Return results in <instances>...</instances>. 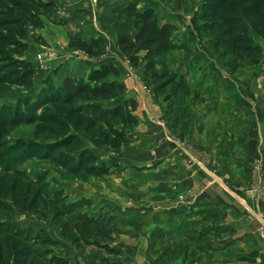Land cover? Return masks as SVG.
I'll return each mask as SVG.
<instances>
[{"label":"rangeland","instance_id":"1","mask_svg":"<svg viewBox=\"0 0 264 264\" xmlns=\"http://www.w3.org/2000/svg\"><path fill=\"white\" fill-rule=\"evenodd\" d=\"M83 1L90 2L91 0ZM104 2L103 0L101 4L109 5ZM122 3L123 7L121 9L128 5L135 6L137 9H142L145 6L146 8H149L147 6L153 7L162 22L174 25L176 31L173 34V39L177 49L165 56L168 67L171 66L173 70L177 71H184L185 67L186 70L192 72L195 68L193 55L206 49L224 67L223 61L218 59L209 48L208 38L202 36L199 30L200 24L198 25L197 15L201 5L200 0H133L132 3H126V1H122ZM43 22L44 26L54 29L44 19ZM101 22L104 25L111 24V21L107 22L104 19ZM27 34L28 50L21 59L27 61L30 68L34 70L32 88L25 91V89L14 88L12 85L0 80V203L11 206L12 209L10 218L8 212L0 209V224L14 225L15 229L23 232L24 235L29 232L32 237L38 235L40 231H44L61 243L62 250H55L56 254L61 253L62 256H65L67 249H71V251L77 253L76 257L81 259L82 264H91V262L104 264L101 259H107L114 264L126 263L127 261L141 264L145 257L150 259V264H186L187 262L188 264H197L201 258L200 252L194 246L188 244L187 238L175 235L167 237L151 235L149 237V232L147 237L140 240L141 243L136 246L138 248H134L133 243L135 241L120 237L123 233L119 235L117 230L115 231L117 227L115 220L117 219V203H120L121 207L122 205L130 204L127 210L138 208L141 213H149V210L152 213L157 211L156 208L159 207L160 200H163L161 199L160 189L164 186L160 185V183L167 179L166 176L161 175L160 159L161 156L164 157V154L160 150L170 151V154H173L175 153V147L178 146L183 151H186L189 156L193 152L204 162H207L208 154L206 152L197 153L193 150L196 146L191 144L192 130H190L191 128L188 129L189 120L186 117H184V121L181 120V115L190 116L191 108L197 114L203 99H195L196 96L191 92L186 80L188 89L183 92L184 94H178L169 107L162 99L155 98L152 86L147 84L144 78L145 90L154 96V103L161 109V116L158 122L162 128L148 126L146 122L144 123L139 118L136 104L135 111L131 112L132 117L136 119L135 124L125 125L120 120L110 121L108 123L109 126L98 123L90 132H72L82 142L79 148L72 151H64L63 149H50V151L46 145L54 144L61 139L59 128L50 120L49 112H44V109L48 111L51 107L46 105L40 108L36 112V117L38 118L34 122L29 121L30 119L14 122L16 116L13 117V112L8 108L18 105L24 98L36 102L38 100L37 97L41 93V96L44 95L47 91L46 86L50 85L57 89L65 79L61 80V83L57 85L58 80L54 78L56 71H51L47 61L42 62L44 55H46V48L43 47L39 51L35 50L34 47L35 44H40L39 42H41L42 38L30 27H27ZM35 37L40 38L39 42L35 41ZM258 44L264 52V43L258 41ZM48 48L52 47L49 46ZM68 48L72 51L77 50L81 52V56L89 57V59H94V61L102 60H100L102 52L100 51L96 55V48L86 52L68 46L65 51ZM58 49L60 50L56 54L60 56L63 49ZM71 55L75 56L72 53ZM38 56H42L40 60L37 59ZM239 71L234 78L245 89L248 102L251 105L258 102L261 103L262 99L257 95V92L260 91L263 82L261 79H256L255 69L245 67ZM3 73L4 68L0 64V77ZM73 78L86 80L87 76L84 78L76 75ZM109 79H112V77ZM147 92L145 95H148ZM124 95L111 101L102 102L101 105L109 108L117 104L125 105L133 100H124ZM185 103L187 104L186 106L184 105ZM181 108L186 110L182 111ZM50 111L53 113V110ZM23 117L25 118L24 115ZM154 118L158 119V117ZM145 124L146 126H144ZM189 131L190 135L188 134ZM115 133L121 134L125 142L122 140V142L119 141L117 143L118 140L115 138ZM82 151L89 153V156L95 161L93 164L85 165L81 170L72 172L70 169L75 167V163L67 162L68 165H66V160L67 158H73L76 161ZM92 165L96 169L105 171V173L94 175L91 171ZM130 172L131 174L129 175ZM219 181L220 179H218V183L221 184V187L226 189V186L224 187ZM248 183L243 185V188L246 189ZM30 184L34 192L39 190L42 197L46 199H54L56 197L62 203L77 206L74 214L66 218V220L70 221L71 226L79 223L74 219L78 217L77 215H85L86 218H97L98 216L111 218L109 225L103 221L101 222L104 228L109 230V238L106 240L99 238L98 240L106 242L119 255H108L94 246L83 248L81 245L82 251H77L70 240L60 235V229L51 224L50 215L44 219L41 212H23L20 207L15 206V199L21 196V192L24 194ZM136 186H140V188L132 189ZM249 195L254 197L251 193ZM128 199L134 203L138 199L140 201L143 199L150 200L152 206H145L143 203L131 204ZM125 209L123 207V210ZM39 210H43L42 204ZM127 225L130 226L127 221L122 222L124 229H126ZM77 226L81 227L82 225L77 224ZM131 226H133V223H131ZM140 230L144 229L141 228ZM150 245L152 246V252L149 256L146 250L149 247L151 251ZM35 249L42 251L40 246H36ZM48 259V256L45 257L46 261Z\"/></svg>","mask_w":264,"mask_h":264},{"label":"crops","instance_id":"2","mask_svg":"<svg viewBox=\"0 0 264 264\" xmlns=\"http://www.w3.org/2000/svg\"><path fill=\"white\" fill-rule=\"evenodd\" d=\"M54 1L56 8L44 18L54 29L45 25L35 31L42 40L34 47L39 51L46 48L42 62L47 61L51 71H56L54 78L58 80L57 85L66 77L77 75L85 78L92 69L111 62L119 71L115 80L125 87L124 100L133 99L139 118L148 126L160 128L161 109L154 103V96L145 90L142 70L131 67L115 47L117 34L133 35L135 32L133 18L117 17L123 7L122 1L132 3L133 0H104L109 5H102L103 0ZM103 19L111 21V24L104 25L101 22ZM73 36L86 42L103 40L102 60L94 61L69 48L65 51L69 38ZM208 46L211 49L210 43ZM58 48L63 49L60 56L56 54L60 50ZM202 51L193 55L195 68L192 72L185 67L184 71L173 70L171 66L169 69L185 75L195 99H203L197 114L191 108L190 116L181 115V120L184 121V117L189 120L191 144L196 146V150H193L206 152L208 160L204 162L193 152L189 156L178 146L173 154L160 150L164 154L160 159L161 175L167 179L160 183L164 186L160 189L163 200H160L157 211L141 213L138 208L127 210L130 204L121 207L117 203L115 231L119 235L123 233L120 237L135 241L134 248H138L136 246L141 243L140 240L147 237L149 232V237L175 235L187 238L188 244L200 252L201 258L197 264H259L256 258L264 250V239L258 235L259 223L253 212L255 208L264 209V199L258 200L249 194L235 197L221 187L218 179L227 176L229 183L243 187L249 181L252 162L261 159L264 163V52L262 63L254 67L256 79L263 82L257 92L262 101L251 105L245 89L234 78L237 72L230 74L207 49ZM146 92L148 95H145ZM139 188L136 186L132 189ZM128 201L152 206V202L146 199H138L136 203ZM123 207L126 209L123 210ZM246 208L251 210L247 211ZM126 221L130 226L124 229L122 222ZM147 248L150 256L152 246L151 251ZM76 256L75 251L67 249L64 258L69 264H82ZM127 263L134 264L129 261L119 264ZM141 264H150V259L145 257Z\"/></svg>","mask_w":264,"mask_h":264},{"label":"trees","instance_id":"3","mask_svg":"<svg viewBox=\"0 0 264 264\" xmlns=\"http://www.w3.org/2000/svg\"><path fill=\"white\" fill-rule=\"evenodd\" d=\"M200 2L197 15L199 30L202 36L208 38L213 54L223 61L230 74L234 75L245 67L259 66L263 51L258 41L264 43V0ZM55 8L54 0H0V64L4 68L0 80L17 89L27 91L32 88L34 70L21 59L28 50L27 27L33 31L42 29L43 19ZM118 17L133 18L135 32L133 35L117 34L116 49L131 67L142 70L146 83L153 88L155 98L162 99L170 107L173 99L188 89L185 75L171 71L165 61V56L177 49L173 39L176 31L174 25L162 22L152 8L137 9L128 5L121 9ZM39 40L35 37L36 42ZM103 44L101 39L86 42L73 36L69 38L68 46L86 52L96 48L98 55L100 51L103 54ZM118 76L119 71L113 63H103L97 69H92L86 80L67 77L57 89L46 86L47 91L42 96L41 93L36 102L24 98L18 105L8 108L13 112V117L16 116L14 122L25 119L34 122L38 118L36 112L49 105L51 108L48 111L44 109V112H49L50 120L59 128L61 139L46 147L49 150L72 151L82 145L74 133L90 132L98 123L109 126L108 123L114 120H120L125 125L135 124L136 119L131 115L136 109L134 100L109 108L101 105L125 94L123 84L115 80ZM115 134L117 143L125 142L121 134ZM94 161L89 153L82 151L76 161L67 158L66 165L67 162L75 163V167L70 169L74 172ZM91 171L94 175L105 173L94 165ZM32 191L30 184L25 193L21 192V196L15 199L14 205L23 212H41L44 219L50 215L51 224L60 229V235L70 240L77 251L82 247L94 246L108 255H119L106 242L98 240L109 238L110 232L101 222L109 225L111 218L77 215L74 219L79 223L71 226L66 218L74 214L77 206L62 203L56 197L46 199L39 190L33 191V194ZM41 204L42 211L39 210ZM0 209L8 212L10 218L11 206L0 203ZM36 246H40L42 251L35 249ZM58 249L62 250L61 243L44 231L32 237L31 233L24 235L14 225L0 224V264H69L61 253L56 254L55 250ZM47 256L49 259L46 261ZM101 262L114 264L107 259H101Z\"/></svg>","mask_w":264,"mask_h":264},{"label":"built area","instance_id":"4","mask_svg":"<svg viewBox=\"0 0 264 264\" xmlns=\"http://www.w3.org/2000/svg\"><path fill=\"white\" fill-rule=\"evenodd\" d=\"M42 56H38L37 59L40 60ZM264 163L261 159H256L253 161L250 167L249 183L247 188H243L236 184L229 183V177L225 176L220 178V181L224 187L226 186V191L235 197H240L241 194H253L258 200L264 199V176H263ZM247 211L251 209L246 208ZM252 212V211H251ZM253 215L259 223L258 235L264 239V209L255 208ZM256 261L259 264H264V250L260 252L257 256Z\"/></svg>","mask_w":264,"mask_h":264}]
</instances>
